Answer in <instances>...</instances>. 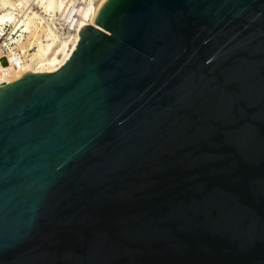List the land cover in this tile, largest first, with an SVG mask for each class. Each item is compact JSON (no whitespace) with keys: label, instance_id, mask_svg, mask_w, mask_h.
<instances>
[{"label":"water","instance_id":"obj_1","mask_svg":"<svg viewBox=\"0 0 264 264\" xmlns=\"http://www.w3.org/2000/svg\"><path fill=\"white\" fill-rule=\"evenodd\" d=\"M92 22L0 85V264H264V0Z\"/></svg>","mask_w":264,"mask_h":264},{"label":"bare ground","instance_id":"obj_2","mask_svg":"<svg viewBox=\"0 0 264 264\" xmlns=\"http://www.w3.org/2000/svg\"><path fill=\"white\" fill-rule=\"evenodd\" d=\"M0 1L3 5L8 3L9 6H12V4L8 2L9 0ZM100 1L101 0H94L83 4V8L80 10V15L83 17L79 20L80 30L81 27L85 25L97 27L96 24L92 22V18ZM62 4L63 3L59 0H43L41 2V8L49 15H55L63 10ZM5 14H7L6 16L9 18L8 22H13L11 21L13 18H10L12 16L8 17L10 13ZM3 15L4 14L0 16L2 17L0 19L4 18ZM86 19L87 22L85 21ZM43 21L44 18L35 12L26 15L20 23H18L19 21H16L17 24H19L17 27H19V29L22 28V33L20 35L21 38L17 42V48L20 53L9 49L6 64H2L0 59V85L2 83L13 82L26 73H48L56 71L67 61V59H69L79 40V33L76 36V40L72 41V43L65 40L59 42L52 34L50 21ZM43 23L45 24L43 25ZM41 35L46 38V41L42 39L43 37H41ZM33 46L36 48L31 51Z\"/></svg>","mask_w":264,"mask_h":264},{"label":"built area","instance_id":"obj_3","mask_svg":"<svg viewBox=\"0 0 264 264\" xmlns=\"http://www.w3.org/2000/svg\"><path fill=\"white\" fill-rule=\"evenodd\" d=\"M62 1L66 5L63 8V10L60 11V13L58 12L55 15L52 14L49 15L48 13L42 11V8L36 7V5H32V7L34 9H39L40 12H42V14L45 16V18H48L51 24L52 34L59 42L65 40L69 43H72V41L76 40V36L80 32L79 20L83 18L80 15V10L83 8V3H82L83 0H62ZM85 21L87 22V19ZM8 26L9 25L3 26V31L0 37L4 35L5 30ZM43 40L46 41V38H43ZM0 52H1L0 59L5 58L7 61L8 58L7 54L9 52L8 47L2 44Z\"/></svg>","mask_w":264,"mask_h":264},{"label":"rangeland","instance_id":"obj_4","mask_svg":"<svg viewBox=\"0 0 264 264\" xmlns=\"http://www.w3.org/2000/svg\"><path fill=\"white\" fill-rule=\"evenodd\" d=\"M42 1L43 0H20V1L19 0H9L8 2H10L12 4V6H9L8 3L6 5H3L2 2L0 1V16H2V14H4L3 15L4 18L0 19V35L2 34L3 26L4 25H9L6 28L4 35L2 37H0V49H1V45L4 44L5 46L8 47V49H11V50H13V51H15L17 53L18 52L20 53L19 49L17 48V42L21 38L20 35L22 33L21 32L22 28L19 29V27H17L19 25V24H17V22L19 21L18 23H20V21L22 19H24L26 15L31 14V12H35V13L39 14L41 17H43L44 18L43 22L48 20V18H45V16L42 14V12H40L39 9H34L32 7V5H36V7L41 8V2ZM59 1H61V3H63L62 0H59ZM89 1L91 2V1H94V0H89ZM89 1L83 0L82 3L85 4L86 2H89ZM19 2H21V3H19ZM65 5H66L65 3L62 4L63 8L65 7ZM5 13H10V15L8 17L12 16L10 18H13V19L12 20L10 19V20L13 21V22H10V21H9L10 23L8 22L9 18H7V16H6L7 14H5ZM0 18H2V17H0ZM44 24L45 23H43V25ZM23 35H26V34H23ZM41 37L44 38V36H42V35H41ZM35 48L36 47L33 46V49H31V51L35 50Z\"/></svg>","mask_w":264,"mask_h":264}]
</instances>
